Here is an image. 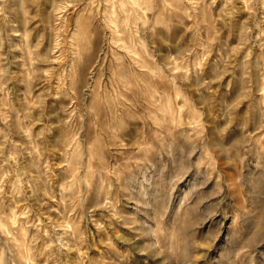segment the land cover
<instances>
[{"label": "rangeland", "instance_id": "obj_1", "mask_svg": "<svg viewBox=\"0 0 264 264\" xmlns=\"http://www.w3.org/2000/svg\"><path fill=\"white\" fill-rule=\"evenodd\" d=\"M121 1L0 0V264H264V0Z\"/></svg>", "mask_w": 264, "mask_h": 264}, {"label": "bare ground", "instance_id": "obj_2", "mask_svg": "<svg viewBox=\"0 0 264 264\" xmlns=\"http://www.w3.org/2000/svg\"><path fill=\"white\" fill-rule=\"evenodd\" d=\"M125 1V0H124ZM129 1H131V0H128L127 2H129ZM114 2H115V0H114ZM121 2H123V0L121 1ZM131 2H133L134 4L135 3H138L139 1H137L136 2V0H133V1H131ZM126 3V2H125ZM125 3H121V6H120V4H119V6L121 7V9H120V12H122V14L124 13V14H126V13H128V10H129V8L127 7V5L125 4ZM139 5H140V3H138ZM137 4V5H138ZM114 6V5H113ZM132 6V5H131ZM115 10V9H114ZM137 11V10H136ZM129 12H130V10H129ZM134 12H135V10H134ZM114 15H112V16H110V23L112 24V26H113V30L114 31H117V32H121V30H122V27H121V22L122 21H126V23H127V19H123V18H119L118 16H117V13H116V11H115V13H113ZM119 15V14H118ZM135 15V14H134ZM120 16V15H119ZM126 16V15H125ZM127 16H129L128 14H127ZM107 17V16H106ZM118 17V18H117ZM132 17V16H131ZM105 18V17H104ZM121 19H123V20H121ZM129 19H130V17H129ZM131 20V19H130ZM130 22V21H129ZM125 23V22H124ZM126 23H125V26H126ZM122 24H123V22H122ZM128 29V28H127ZM112 30V29H111ZM120 34V33H119ZM116 37V36H115ZM122 40V39H121ZM133 51V50H132Z\"/></svg>", "mask_w": 264, "mask_h": 264}]
</instances>
